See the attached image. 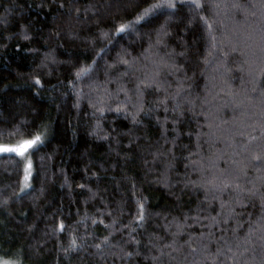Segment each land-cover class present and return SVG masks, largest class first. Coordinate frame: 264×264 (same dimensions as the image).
Instances as JSON below:
<instances>
[{"label":"trees","instance_id":"trees-1","mask_svg":"<svg viewBox=\"0 0 264 264\" xmlns=\"http://www.w3.org/2000/svg\"><path fill=\"white\" fill-rule=\"evenodd\" d=\"M33 138L1 264H264V0H0V144Z\"/></svg>","mask_w":264,"mask_h":264},{"label":"rangeland","instance_id":"rangeland-1","mask_svg":"<svg viewBox=\"0 0 264 264\" xmlns=\"http://www.w3.org/2000/svg\"><path fill=\"white\" fill-rule=\"evenodd\" d=\"M39 142L38 138H33L18 143H8L0 144V156L1 155H17L23 159V180H22V190L27 189L30 186V177L32 174V164L28 157V152L31 148L36 146ZM80 189L79 187L77 188ZM1 264V263H0ZM7 264H9L7 262Z\"/></svg>","mask_w":264,"mask_h":264}]
</instances>
